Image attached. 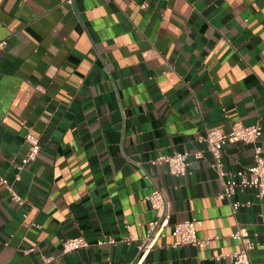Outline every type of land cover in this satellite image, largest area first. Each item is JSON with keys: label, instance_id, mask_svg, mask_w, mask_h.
Instances as JSON below:
<instances>
[{"label": "crops", "instance_id": "crops-1", "mask_svg": "<svg viewBox=\"0 0 264 264\" xmlns=\"http://www.w3.org/2000/svg\"><path fill=\"white\" fill-rule=\"evenodd\" d=\"M1 43L0 264L135 263V246L95 243L143 238L155 187L169 226L141 264H233L237 224L264 264V199L238 190L249 205L234 216L200 141L260 123L264 156V0H0ZM28 132L40 151L19 169ZM197 151L184 177L155 161ZM222 155L236 172L254 146L227 143ZM191 219L209 243L171 247L172 226ZM78 236L90 246L62 255Z\"/></svg>", "mask_w": 264, "mask_h": 264}, {"label": "built area", "instance_id": "built-area-1", "mask_svg": "<svg viewBox=\"0 0 264 264\" xmlns=\"http://www.w3.org/2000/svg\"><path fill=\"white\" fill-rule=\"evenodd\" d=\"M4 44L1 43L0 46ZM263 134V128L260 123L252 125H244L240 122L232 124L229 131H224L221 128H210L205 131V134L200 137V141L207 146L208 152L213 158L212 168L216 171L218 177L222 182V190L218 194L221 200H226L230 207L232 214L235 216L237 212L249 202H239L233 200V197L238 190L243 191L247 188L256 190V197L264 199V156L262 146L259 140ZM28 143V150L24 158L21 160L19 169H22L29 162L37 159L40 144L38 138L28 132L25 136ZM240 142L243 144H251L254 146L253 164L246 169L230 172L226 170L223 162V148L227 143ZM202 159L204 157L203 151H197L194 154L188 152L175 153L173 155L159 156L155 159L156 162L163 163L168 166L171 174L177 177H184L189 173V159ZM7 184L6 180H2ZM13 200L23 203V200L17 194L12 192ZM146 200L150 204L151 209L155 212L156 217L149 222L146 235L141 239H135L132 236H127L119 239L104 238L96 241V246H114L117 244H124L126 246H135L138 252V260L127 264H141L146 255L159 245V240L166 236L165 229L169 226L170 215L167 210V202L162 191L155 187L147 196ZM171 235L176 238L171 245L177 248L184 245L199 246L209 243V239H201L198 237L196 220H186L176 223L171 228ZM231 237L240 243V248L226 256L233 264H253L250 256V251L255 248V242L247 228L237 224L236 230L231 234ZM89 242L83 237L67 238L62 241L61 254L66 255L74 251L89 247ZM32 249L27 250L30 252ZM224 258L220 254L217 259ZM55 257H42L40 264H49ZM112 264V262H109Z\"/></svg>", "mask_w": 264, "mask_h": 264}]
</instances>
